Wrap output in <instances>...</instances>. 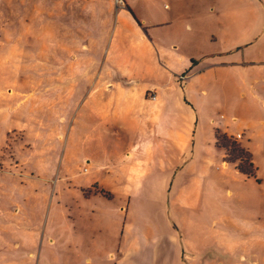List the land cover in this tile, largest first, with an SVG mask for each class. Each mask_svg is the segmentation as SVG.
<instances>
[{"label":"rangeland","instance_id":"obj_1","mask_svg":"<svg viewBox=\"0 0 264 264\" xmlns=\"http://www.w3.org/2000/svg\"><path fill=\"white\" fill-rule=\"evenodd\" d=\"M0 264H264V0H0Z\"/></svg>","mask_w":264,"mask_h":264},{"label":"crops","instance_id":"obj_2","mask_svg":"<svg viewBox=\"0 0 264 264\" xmlns=\"http://www.w3.org/2000/svg\"><path fill=\"white\" fill-rule=\"evenodd\" d=\"M228 53H230V52H228ZM117 84H119V86L122 87V85L120 83H118V80H117ZM122 88H124V87H122ZM122 88H118V95H117L118 100L122 102V104L120 106H118L120 111H128V110H130V108L132 106H135V105H137V103L142 101L145 89L140 87L138 89L132 90V88L129 87L130 89L124 90ZM151 93H153V92L149 93V99H150ZM134 102H136V103L134 104ZM104 103H105V101H104V99H102L101 104H100L101 109L102 108L104 109ZM219 136H221V135H219ZM216 144H217V141H216Z\"/></svg>","mask_w":264,"mask_h":264},{"label":"trees","instance_id":"obj_3","mask_svg":"<svg viewBox=\"0 0 264 264\" xmlns=\"http://www.w3.org/2000/svg\"><path fill=\"white\" fill-rule=\"evenodd\" d=\"M216 141H217V145L221 146L226 151V155H227L228 159H230L231 153H234V151L231 150L230 146L228 145L226 136L225 135H221V136L216 135ZM243 157L244 156L242 154V155H240V156L235 158L236 160L240 161V165L238 166V169L241 172H244L245 175L252 176L253 175V170H254L253 169V165H252V163L250 161L249 164H247V162H246L248 168H246L245 166H242L245 163V161L242 159ZM244 159H245V157H244ZM232 160H234V159H232Z\"/></svg>","mask_w":264,"mask_h":264},{"label":"water","instance_id":"obj_4","mask_svg":"<svg viewBox=\"0 0 264 264\" xmlns=\"http://www.w3.org/2000/svg\"><path fill=\"white\" fill-rule=\"evenodd\" d=\"M118 83H120L122 85V87H124V88H129L131 86L137 85L139 82H138V80L118 79Z\"/></svg>","mask_w":264,"mask_h":264},{"label":"built area","instance_id":"obj_5","mask_svg":"<svg viewBox=\"0 0 264 264\" xmlns=\"http://www.w3.org/2000/svg\"><path fill=\"white\" fill-rule=\"evenodd\" d=\"M150 100H155V95H154V93H151V95H150ZM235 139H240V136L239 135H237L236 137H235Z\"/></svg>","mask_w":264,"mask_h":264}]
</instances>
